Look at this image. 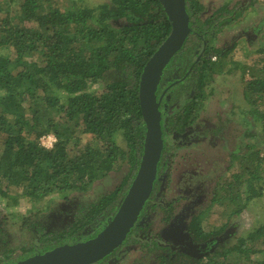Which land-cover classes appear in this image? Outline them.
<instances>
[{
  "label": "trees",
  "instance_id": "obj_1",
  "mask_svg": "<svg viewBox=\"0 0 264 264\" xmlns=\"http://www.w3.org/2000/svg\"><path fill=\"white\" fill-rule=\"evenodd\" d=\"M185 2L191 30L169 64L179 67L180 76L186 72L182 86L193 94L177 115L176 122L182 126L204 96V84L223 65L212 61L205 49L213 25L199 16L203 4ZM57 3L17 0L18 23L0 13V50L13 51V56L0 53V256L5 260L24 256L37 245H57L85 227H95L102 218L113 217L143 150L141 72L171 31L160 0H109L92 6H79L74 0ZM245 88L247 97L264 101V66ZM250 102L243 119L244 135L252 141L251 147L258 148L243 160L246 176L235 173L212 198L231 206L226 220L204 230L200 213L190 219V230L204 238L222 235L234 215L264 197L260 183L264 107L259 108L256 100ZM46 133L56 136L51 148L40 142ZM122 167L125 171L116 187L88 203L79 202L81 208L73 210V221L63 231L48 232L39 226L47 221L48 206L20 211L24 204L49 194L85 193ZM156 192L154 188L145 206ZM78 197L68 198L75 202ZM13 226L25 242H6L7 229ZM129 239L139 243L135 237ZM153 245L158 249V264H264V221L229 247L201 257L174 252L157 242ZM229 256L233 259L228 261Z\"/></svg>",
  "mask_w": 264,
  "mask_h": 264
},
{
  "label": "rangeland",
  "instance_id": "obj_2",
  "mask_svg": "<svg viewBox=\"0 0 264 264\" xmlns=\"http://www.w3.org/2000/svg\"><path fill=\"white\" fill-rule=\"evenodd\" d=\"M58 1L57 4L62 5L72 0ZM74 1L79 6H92L109 0ZM199 1L205 8L202 18L208 19L209 14L214 13L216 7L219 8L226 2L249 3L251 0ZM252 2L246 12L236 13L234 18L236 22L221 27L217 38L213 41L217 47L231 50L222 58L221 70H216L212 78L207 81L204 97L196 110V124L202 126L208 123V128L214 129L215 133L210 134L212 129H209L208 135L199 141L176 144V149L174 148L176 152L174 157H171V163L158 192L161 202L171 203L172 209L177 212L176 215H181L185 221L192 214L200 213L201 224L206 230L224 222L225 214L231 207L228 203L220 204L212 200L214 194L222 192V187L228 180H233L235 173L242 172L244 177L246 176L243 160L254 148H258L251 147L252 141L244 137V126L240 122L242 114H239L240 109L236 107L239 105L242 110H247L251 104L250 100H256L259 108L264 107V101L247 97L245 94L246 82L253 76H258V70L264 66V0H252ZM16 5L17 0H0V13L9 14V17L18 23L20 20L15 12ZM25 24L30 23L25 22ZM0 53H10L9 56H13V51L7 49L0 50ZM124 171L125 167H122L110 172L106 178L95 182L85 193L75 191L49 194L36 203L24 204L20 207V211L27 213L34 207L45 209L47 206L48 208L53 206L55 213L63 212L65 215L73 213L76 203H88L116 187ZM260 183L264 186V178ZM241 188L243 189V186ZM75 195L80 196L75 202L68 198ZM165 217L166 213L160 210L149 218L151 234H155L159 239L166 226ZM66 219L71 220L72 217ZM263 221L264 197L262 196L252 200L239 215H234L230 219L229 227L222 235L210 241L209 246H212L214 251L222 247L227 248L239 236L245 235ZM7 231L8 244L16 245L26 241V237L17 230L16 226L8 227ZM143 233L144 230L141 236ZM133 245L134 243L131 242L127 249V257L131 263L155 264L153 258H148L142 249ZM232 259L229 256L227 260Z\"/></svg>",
  "mask_w": 264,
  "mask_h": 264
},
{
  "label": "flooded vegetation",
  "instance_id": "obj_3",
  "mask_svg": "<svg viewBox=\"0 0 264 264\" xmlns=\"http://www.w3.org/2000/svg\"><path fill=\"white\" fill-rule=\"evenodd\" d=\"M252 3H253L252 0L249 3H245V2L237 3V1L234 3L226 2L223 6L219 8L216 7L214 13L211 12L212 14H209L208 19L202 18V14L205 11V8L199 13V16L202 20L211 21L213 25L210 27L209 30L212 33V35L209 36V42L207 41L205 42L206 44L205 49L208 50V55L212 54L211 56L212 61L222 62V58L228 53L229 50H231L230 48H219L213 42L218 36V30L221 29V27L223 28L224 26L236 22L234 20L236 13L240 11L246 12L247 9L250 8V5H252ZM214 28H216V30H214ZM215 48L216 50H214ZM169 64L170 62L167 64V66L165 67L166 69H164L163 71L157 90V94L159 96L162 93V91L167 88L165 95L163 97V103L166 109V114L163 118V127H162L164 142H163L161 159L158 165V172L154 183V188H157V192L155 195L156 197L154 198V200L152 199V203H150L149 206L144 205L142 211L138 216L137 223L133 226V228L127 235L126 239L121 244L122 246L121 245H120L121 247L118 246L117 248L119 247L120 248L119 249L116 248L117 251L113 253V251L115 250L114 249L112 251L113 255L112 253H109L100 260L91 264H133L128 260L127 257V249L129 248V246H131V245L128 246V244L132 242L131 239H129L131 237H135L139 240V243L136 242L134 243L133 246H137V248L139 247L140 249H142V252L146 253L148 258L150 257L153 258L155 264H158L157 263L158 249L153 245L154 242H157V244L165 248H169L174 252L186 253L194 257L205 256L214 251L212 246H209V243L210 241L216 239L217 237L204 238L203 236L197 235L196 232L190 230L189 221L194 214H192L189 217V219L185 221L184 219H182L181 215H176L177 212L172 209L173 206L171 205V203L163 204L160 200L161 197H159L158 194L159 189L161 188L163 180L166 176V171L169 168V164L171 163V157H174V153L176 152L175 147L178 144H183V143L189 144V143H193V141H199L208 135L207 133L209 132V129H212V128H208L209 127L208 123L203 124L202 126L196 124L197 122L196 110L204 96L201 97L200 100H198L199 102L197 103L196 107L193 109L191 113V118L187 120L186 124L184 126H182V124H177L176 122L177 115L178 113H180L184 101L187 98L189 99L190 96L193 94H191V92L189 94V92L182 86L181 80L184 76H186V72L184 76H180L178 75V71H176L179 69V67L175 66V64L169 66ZM212 76L209 77V79L212 78ZM206 85L207 83L204 84V86L202 87V91L205 90ZM236 107L240 109L239 114H242L240 122L244 126V130H245V123L243 119L246 113V109L242 110L239 105H236ZM214 133H215L214 129L210 130V134H214ZM243 135H244V131H243ZM244 137L246 136L244 135ZM79 208H81L80 204L76 203L74 206V211L78 210ZM158 210L159 211L161 210L162 212L166 213V217L164 218V221L166 220V224H165L166 226L163 230L164 231L163 234H161L160 236V239L157 236H155V234L152 235L151 234L152 230L151 228L149 229V218L153 214L159 212ZM45 215H47L46 217L47 221L44 222L43 224L44 226L41 223H39V226L42 227L43 229H46V231L48 232L63 231L65 228L69 227L71 222L73 221V218L71 220L66 219V217L69 218L72 217L73 213H68L66 215L63 212L55 213L53 206L48 208V211L45 213ZM109 220L110 219L108 217H104L95 227H90V226L85 227L81 231L75 232V234L68 237L66 241L60 242L57 245L46 246V247L37 245L36 249L32 250V252L27 253L24 256H20L18 258L15 257V258H10L9 260L8 259L5 260L2 259L3 256H0V261L3 260L2 263L0 264H13L32 254L39 253L44 250H48L52 247L58 246L63 243H76L88 239L94 234H96L102 228V226H104ZM143 230L144 233L143 236H141ZM1 248L2 247L0 246V249ZM1 253L2 252H0V254Z\"/></svg>",
  "mask_w": 264,
  "mask_h": 264
},
{
  "label": "water",
  "instance_id": "obj_4",
  "mask_svg": "<svg viewBox=\"0 0 264 264\" xmlns=\"http://www.w3.org/2000/svg\"><path fill=\"white\" fill-rule=\"evenodd\" d=\"M171 31L142 69L139 98L145 123L144 144L138 168L113 217L93 236L76 243H63L32 254L13 264H91L120 246L137 223L152 194L163 149L164 89L157 90L163 71L183 46L191 28L185 0H160ZM175 82V81H174Z\"/></svg>",
  "mask_w": 264,
  "mask_h": 264
},
{
  "label": "built area",
  "instance_id": "obj_5",
  "mask_svg": "<svg viewBox=\"0 0 264 264\" xmlns=\"http://www.w3.org/2000/svg\"><path fill=\"white\" fill-rule=\"evenodd\" d=\"M40 142L44 147L51 148L56 142V136L51 133H46L40 137Z\"/></svg>",
  "mask_w": 264,
  "mask_h": 264
}]
</instances>
